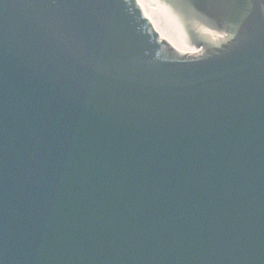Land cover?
<instances>
[{
  "label": "water",
  "instance_id": "obj_1",
  "mask_svg": "<svg viewBox=\"0 0 264 264\" xmlns=\"http://www.w3.org/2000/svg\"><path fill=\"white\" fill-rule=\"evenodd\" d=\"M0 0V264H264V0Z\"/></svg>",
  "mask_w": 264,
  "mask_h": 264
},
{
  "label": "bare ground",
  "instance_id": "obj_2",
  "mask_svg": "<svg viewBox=\"0 0 264 264\" xmlns=\"http://www.w3.org/2000/svg\"><path fill=\"white\" fill-rule=\"evenodd\" d=\"M149 24L175 34L203 20L190 0H134Z\"/></svg>",
  "mask_w": 264,
  "mask_h": 264
},
{
  "label": "rangeland",
  "instance_id": "obj_3",
  "mask_svg": "<svg viewBox=\"0 0 264 264\" xmlns=\"http://www.w3.org/2000/svg\"><path fill=\"white\" fill-rule=\"evenodd\" d=\"M218 1H222V0H218Z\"/></svg>",
  "mask_w": 264,
  "mask_h": 264
}]
</instances>
